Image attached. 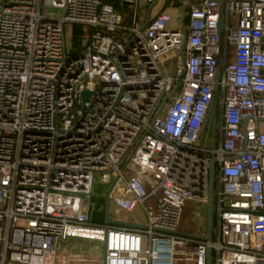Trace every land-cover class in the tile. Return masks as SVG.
<instances>
[{"label":"built area","instance_id":"built-area-1","mask_svg":"<svg viewBox=\"0 0 264 264\" xmlns=\"http://www.w3.org/2000/svg\"><path fill=\"white\" fill-rule=\"evenodd\" d=\"M161 1L0 0V264H264V0ZM97 186L120 225L95 221ZM187 203L202 234L179 230Z\"/></svg>","mask_w":264,"mask_h":264},{"label":"rangeland","instance_id":"rangeland-1","mask_svg":"<svg viewBox=\"0 0 264 264\" xmlns=\"http://www.w3.org/2000/svg\"><path fill=\"white\" fill-rule=\"evenodd\" d=\"M107 2L111 4H118L120 0H106ZM169 13H174V10H167ZM48 13H59L57 10H51L47 9ZM141 16V13H139L138 17ZM73 26L74 25H66L65 26V36H66V43L68 47L71 49L77 48L79 45L75 46L72 38L73 34ZM80 34L78 35L79 42L81 41V34H85V31L82 30V27L80 28ZM82 37V36H81ZM176 56L175 51H170L168 53H165L159 58V62L164 68L165 72L167 75H172L174 74V59ZM218 123V118H216V124ZM205 127L204 128L206 131H210V140H200V144L203 146H211L213 143V136H214V123H213V110L210 109V112L208 114V117L206 118L205 121ZM217 132V128H216ZM215 132V133H216ZM100 186L96 187V193H94V197H92V202L97 205L96 209L100 212L99 216L96 217L95 221L100 220V223H103L104 218H105V212L104 208L102 209V199H100L98 196V190ZM134 216L137 218V220L142 221V214L141 212H137L134 214ZM204 214L202 212L201 208L196 209L195 212L192 211V205L190 203H187L184 207L183 214L181 217L180 221V227L179 230L185 231L188 233H197V234H202L203 233V225L202 223L204 222ZM61 245H65L67 248H73L75 245L79 247V250L82 252H85L88 255L92 256V259L96 262L100 261L102 258L103 254V245L99 242H94V241H89V240H72V239H67L66 241H61Z\"/></svg>","mask_w":264,"mask_h":264},{"label":"water","instance_id":"water-1","mask_svg":"<svg viewBox=\"0 0 264 264\" xmlns=\"http://www.w3.org/2000/svg\"><path fill=\"white\" fill-rule=\"evenodd\" d=\"M218 32H220V21L218 22ZM84 101L88 100V97L90 93L88 91H84L82 93ZM165 102V101H164ZM164 104V103H163ZM216 100L213 101L212 107H213V123L214 126H216V116H215V108H216ZM215 146V129H214V136H213V143L212 147ZM214 162L215 159H210L209 164V179H208V197H207V204H206V234L204 237H200L205 239L206 241L211 240L212 238V231H213V224H214V186H215V176H214ZM106 204H105V224L108 225H120L118 222H113L108 219V200L107 196L105 197ZM179 235H185L188 236V234L182 233V232H175ZM105 251V248L103 247V252ZM207 264H210V253H207Z\"/></svg>","mask_w":264,"mask_h":264},{"label":"crops","instance_id":"crops-1","mask_svg":"<svg viewBox=\"0 0 264 264\" xmlns=\"http://www.w3.org/2000/svg\"><path fill=\"white\" fill-rule=\"evenodd\" d=\"M119 4V3H118ZM118 4H116V6H118ZM163 6H162V1L161 0H158V2L156 3V5H154L153 7H152V10H151V14H155V13H157V12H159V11H161V9H163L162 8ZM179 6H176V7H167V6H165V10H177V8H178ZM204 128H206L205 127V124H204ZM209 132L210 131H206L205 129H203V131H202V134H201V137H200V140L202 139V140H210V134H209ZM208 146V145H207ZM212 146V145H211Z\"/></svg>","mask_w":264,"mask_h":264},{"label":"trees","instance_id":"trees-1","mask_svg":"<svg viewBox=\"0 0 264 264\" xmlns=\"http://www.w3.org/2000/svg\"><path fill=\"white\" fill-rule=\"evenodd\" d=\"M113 5H115L116 6V4H113ZM117 7V6H116ZM165 11H167V10H165ZM168 12V11H167ZM79 27L80 26H78V25H74L73 26V34H72V38H73V42H74V44H75V46H77V45H79V39H78V35L80 34V30H79ZM81 28V27H80ZM217 136V135H216ZM215 223V222H214Z\"/></svg>","mask_w":264,"mask_h":264}]
</instances>
